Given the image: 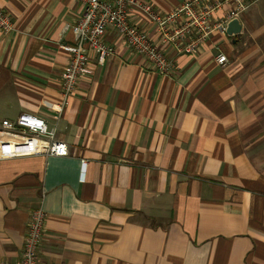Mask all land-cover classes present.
<instances>
[{
    "label": "crops",
    "instance_id": "crops-1",
    "mask_svg": "<svg viewBox=\"0 0 264 264\" xmlns=\"http://www.w3.org/2000/svg\"><path fill=\"white\" fill-rule=\"evenodd\" d=\"M165 15L188 0H135ZM159 74L107 29L59 118L77 0H0V123L43 119L67 155L0 157V264L46 214L38 264H264V0ZM218 2L213 22L236 3ZM128 21L159 44L137 7ZM225 55L227 63L216 59Z\"/></svg>",
    "mask_w": 264,
    "mask_h": 264
},
{
    "label": "built area",
    "instance_id": "built-area-1",
    "mask_svg": "<svg viewBox=\"0 0 264 264\" xmlns=\"http://www.w3.org/2000/svg\"><path fill=\"white\" fill-rule=\"evenodd\" d=\"M83 7L82 15L70 27L74 36L71 46H63L69 59L61 78V103L53 108L56 116L67 108L69 98L76 90L88 63V52L97 56L99 64L114 54L112 45L103 40L107 29L121 37L126 46L142 56L159 74H168L174 62L162 47L172 48L177 54H194L214 31L226 32L232 20H237L248 4L243 0H233L236 6L225 19L213 22V12L220 7L218 2L188 0L171 12L161 15L150 5L135 0H77ZM135 6L141 10L155 26L159 44L150 41L147 32L128 21V8ZM12 21L0 10V30L8 32ZM225 66V55L216 59ZM66 146L55 139L54 130L47 128L46 122L28 113L19 114L15 120L0 123V157L18 156H66ZM46 214L35 208L27 224L20 260L11 264H38V248L41 242Z\"/></svg>",
    "mask_w": 264,
    "mask_h": 264
},
{
    "label": "water",
    "instance_id": "water-1",
    "mask_svg": "<svg viewBox=\"0 0 264 264\" xmlns=\"http://www.w3.org/2000/svg\"><path fill=\"white\" fill-rule=\"evenodd\" d=\"M240 29L241 28L239 22L237 20H232L231 22L228 23L226 27V34L228 36L237 35L238 33H240Z\"/></svg>",
    "mask_w": 264,
    "mask_h": 264
}]
</instances>
